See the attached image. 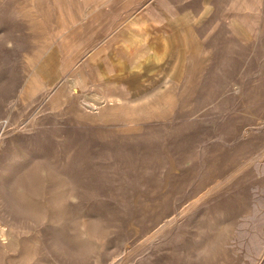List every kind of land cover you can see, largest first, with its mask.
Listing matches in <instances>:
<instances>
[{
    "label": "rangeland",
    "instance_id": "rangeland-1",
    "mask_svg": "<svg viewBox=\"0 0 264 264\" xmlns=\"http://www.w3.org/2000/svg\"><path fill=\"white\" fill-rule=\"evenodd\" d=\"M58 1L62 16L55 0H0V264H264V0L146 20L142 53L162 59L140 72L127 23L157 0L112 3L81 32ZM244 5L259 18L232 24ZM189 30L205 55L180 42ZM94 92L114 105L90 113Z\"/></svg>",
    "mask_w": 264,
    "mask_h": 264
},
{
    "label": "crops",
    "instance_id": "crops-1",
    "mask_svg": "<svg viewBox=\"0 0 264 264\" xmlns=\"http://www.w3.org/2000/svg\"><path fill=\"white\" fill-rule=\"evenodd\" d=\"M68 5L65 6L67 13L70 17H76L78 19H87L86 23L83 24H76L74 29H78L81 31H87L88 26H90L93 22L97 23L99 20L100 15L109 13V9L112 7V3H114V7L128 9L131 7L137 0H125L124 2H119V0H66ZM199 3L208 0H198ZM244 1V0H242ZM191 1H183V0H157V2L150 5L151 11H148L146 14H140L135 17L134 20L128 21L127 28L130 29V34L133 37V41L131 43V47L127 48L129 51L134 52L131 54L132 58H135L138 53L142 51H146L150 48L151 45H142L143 43V34L144 30L147 29L148 23L145 20L154 19H164V18H175V19H182V18H197L196 11L193 10L192 6L189 5ZM159 5V6H158ZM68 6V7H67ZM93 7V8H92ZM162 9H161V8ZM164 7V9H163ZM239 7V6H238ZM237 7V8H238ZM91 10L93 12H91ZM165 10V11H164ZM203 11V9H202ZM88 12V13H87ZM169 12L174 13V15H168ZM88 15V16H87ZM143 15V16H142ZM168 15V16H166ZM148 17V19H146ZM129 17L120 16L116 21L117 25L122 24L124 20H128ZM75 23V22H74ZM106 23H102V29ZM70 31V30H69ZM101 31V29H100ZM115 31H111L106 37H103V33H94L92 34L86 41V43L81 48H75L76 50L85 51L88 48L92 47L93 50H96L99 45H101L104 41L109 39V37L114 34ZM79 33V32H78ZM135 33V34H134ZM99 35V36H98ZM115 36V37H114ZM112 38L118 41V34H115ZM75 39V38H74ZM74 39H69L70 44L72 46L75 44ZM104 39V40H103ZM149 42H158V39H148ZM101 41V42H100ZM99 42V43H98ZM116 45L117 43L114 42ZM134 46V47H133ZM126 49V50H127ZM92 50V51H93Z\"/></svg>",
    "mask_w": 264,
    "mask_h": 264
},
{
    "label": "bare ground",
    "instance_id": "bare-ground-1",
    "mask_svg": "<svg viewBox=\"0 0 264 264\" xmlns=\"http://www.w3.org/2000/svg\"><path fill=\"white\" fill-rule=\"evenodd\" d=\"M52 1H54V0H52ZM48 3V2H47ZM55 4H56V6H57V9L59 10V12H60V15L62 16V7H61V2H59L58 0H55ZM47 6V5H46ZM51 6V5H50ZM53 6H54V4H53ZM55 6V7H56ZM159 6V5H158ZM252 7H255V9L257 8V6H255V5H251ZM251 6H245L244 5V8L246 9H250L251 11L248 13V14H245L244 16H243V18L241 17V16H239V15H237L236 17H235V19H233V22H232V24H235V25H238V26H240V25H242V26H244V25H248V23L250 22V20L255 16V17H257V18H259L258 16V14H257V12H256V10L255 9H252V7ZM68 7V6H67ZM93 8V7H92ZM161 8V7H160ZM243 8V9H244ZM64 9V8H63ZM162 9V8H161ZM163 9H164V7H163ZM57 10V11H58ZM53 11V10H52ZM165 11V10H164ZM54 12V11H53ZM91 12H93L92 10H91ZM88 13V12H87ZM51 16V15H50ZM88 16V15H87ZM166 16H168V15H166ZM60 17V16H59ZM53 20V19H52ZM60 20V19H59ZM85 20V19H84ZM146 21V20H145ZM170 23V22H169ZM181 23V26H182V24H183V22H180ZM190 23H191V21H190ZM60 24H61V20H60ZM255 24H256V21H255ZM114 25V24H113ZM166 25V24H165ZM168 25H170V24H168ZM178 25H179V23H178ZM257 25H259V23L257 24ZM171 26H173V25H171ZM175 26V25H174ZM180 26V27H181ZM55 27V26H54ZM59 27V26H58ZM183 27H186V26H183ZM176 28V27H175ZM178 28V27H177ZM55 29H57V28H55ZM185 30V29H184ZM233 30V29H232ZM231 30V31H232ZM258 30V29H257ZM167 31V30H166ZM169 31H170V28H169ZM176 31H177V29H176ZM179 31V30H178ZM147 32V31H146ZM235 32V31H234ZM233 32V33H234ZM167 33V32H166ZM171 33H172V31H171ZM174 33V32H173ZM181 33V37H180V39H181V41L179 40V38H178V41H180L181 43H182V45L184 46V47H186L187 49L188 48H190V46H192V45H194V47H195V50H196V52H197V54L198 55H205L206 54V50H202L200 47H199V38H198V36L196 35V32L194 31V30H189V31H181L180 32ZM180 33H179V35H180ZM241 33V32H240ZM254 33H256V31H254V32H252V31H244V32H242V34H243V37H244V39H246V40H250L251 38H252V36H251V34H254ZM135 34V33H134ZM149 34H151V33H149ZM175 34V33H174ZM110 35V34H109ZM178 35V36H179ZM99 36V35H98ZM176 36V35H175ZM167 37V36H166ZM171 37V36H170ZM169 37V38H170ZM59 39H64V37L61 35L60 37H59ZM174 39V38H173ZM104 40V39H103ZM175 40V39H174ZM66 43L68 42H70V40H68L67 41V39H65L64 40ZM252 41V40H251ZM101 42V41H100ZM168 42V41H167ZM176 42H177V40H176ZM179 42V43H180ZM181 43L179 44V45H181ZM169 44V43H168ZM65 44H63L60 48L62 49V51H64L65 52V54H66V60H67V62L69 61L70 62V64L67 66V68H70L71 67V65H72V61H71V59H70V56H72V52H70V47H74V46H71L70 45V47H65L64 46ZM130 47V46H129ZM128 47V48H129ZM182 47V46H181ZM174 48V47H173ZM172 48V49H173ZM165 49H168V47L167 48H165ZM176 49V48H175ZM91 50H93V49H91ZM170 51V50H169ZM173 51V50H172ZM177 51V50H176ZM112 52V51H111ZM192 52V51H191ZM56 52H54L53 54H52V58H53V60H55V57H56V54H55ZM113 53V52H112ZM169 53V52H168ZM174 53V52H173ZM89 54V53H88ZM175 54V53H174ZM181 54V53H180ZM183 54V53H182ZM170 55V57H171V54H169ZM168 55V56H169ZM116 55L114 54V57H115ZM82 57V56H81ZM91 57V56H90ZM167 57V56H166ZM174 57V56H173ZM172 57V58H173ZM182 57H183V55H182ZM181 57V58H182ZM116 58V57H115ZM135 60H137L138 62L133 66V70L134 71H136V72H140L143 68H144V66L145 65H147V62H148V64H150V62L151 61H157V62H159L161 59H162V55H157V54H150V55H147V54H145V53H142V52H140V53H138V55H136V57L134 58ZM183 59H184V57H183ZM190 55L189 54H187V59H186V64H185V66H187V68L185 69V71H184V73H183V77H182V81H184L186 78H187V76L190 74V66H191V62H190ZM52 60V59H51ZM183 61V60H182ZM171 62V61H170ZM184 62V61H183ZM183 62H182V64H183ZM122 63V62H121ZM77 64V63H76ZM115 64V63H114ZM173 64V63H172ZM207 64V63H206ZM119 65V64H118ZM155 65V64H154ZM174 65V64H173ZM181 65V64H180ZM179 65V66H180ZM43 66H45V63H44V65ZM123 66H124V64H123ZM126 66V65H125ZM128 67V66H127ZM171 67V66H170ZM39 68V67H38ZM162 68V67H161ZM160 68V69H161ZM180 68V67H179ZM182 68V67H181ZM66 69V68H65ZM155 69V68H154ZM167 69V68H166ZM192 69V68H191ZM37 70V69H36ZM47 70V69H46ZM45 70V71H46ZM60 70H61V67H60V65L59 66H56V67H53L52 69H51V71H50V73H49V76H56V75H58L59 74V72H60ZM130 70V69H129ZM175 71V70H174ZM36 72V71H35ZM43 72V71H42ZM150 72V71H149ZM163 72V71H162ZM169 72V71H168ZM148 73V72H147ZM181 73V72H180ZM32 74V73H31ZM126 74V73H125ZM141 75V74H140ZM155 75V74H154ZM160 75V74H159ZM198 75V74H197ZM150 76V75H149ZM145 78V77H144ZM126 79V78H125ZM43 80V79H42ZM188 80H189V78H188ZM196 80V79H195ZM198 80V79H197ZM150 83H149V85H153V84H155V83H157L155 80H150L149 81ZM185 82H186V80H185ZM68 83L71 85V87H72V89L73 90H78L79 89V87H80V84L78 83V81L76 80V79H69L68 80ZM181 83H183V82H181ZM194 83H196V82H194ZM147 87V85H145L143 88H146ZM131 89V88H130ZM117 100H119L118 98H117ZM115 101V97L114 96H112V95H108V94H106V92H94L93 94H87L85 97H84V99L82 100V104L84 105V106H82V107H85V109L87 108L88 110H89V112L90 113H92V114H97V113H100V112H104V110L105 109H109V108H111L113 105H114V102ZM102 112V113H103ZM164 118V117H163ZM163 118H161V120H160V117L158 118V120L161 122L162 120L164 121V119ZM166 118V117H165ZM165 121H166V119H165ZM170 121V120H169ZM119 122H122V123H127L128 121L127 120H125V119H123V120H119ZM128 124H131V123H128ZM125 125H127V124H125ZM132 125V124H131ZM118 127V126H117Z\"/></svg>",
    "mask_w": 264,
    "mask_h": 264
}]
</instances>
